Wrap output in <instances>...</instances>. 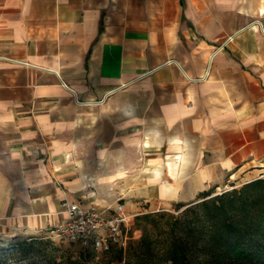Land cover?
<instances>
[{"label":"crops","instance_id":"obj_1","mask_svg":"<svg viewBox=\"0 0 264 264\" xmlns=\"http://www.w3.org/2000/svg\"><path fill=\"white\" fill-rule=\"evenodd\" d=\"M262 173L264 0H0V240Z\"/></svg>","mask_w":264,"mask_h":264},{"label":"trees","instance_id":"obj_2","mask_svg":"<svg viewBox=\"0 0 264 264\" xmlns=\"http://www.w3.org/2000/svg\"><path fill=\"white\" fill-rule=\"evenodd\" d=\"M215 191H205L178 215L167 210L138 213L133 229L141 235L126 249L99 252L44 236L18 240L10 249L32 258L31 264H110L123 259L125 264H264V176Z\"/></svg>","mask_w":264,"mask_h":264},{"label":"built area","instance_id":"obj_3","mask_svg":"<svg viewBox=\"0 0 264 264\" xmlns=\"http://www.w3.org/2000/svg\"><path fill=\"white\" fill-rule=\"evenodd\" d=\"M65 205L66 220L47 226L41 233L108 252L114 247L126 249L130 240L137 237L136 232L140 231L133 229L135 216L127 212L123 202L115 206L83 205L78 201ZM110 264H125V259Z\"/></svg>","mask_w":264,"mask_h":264},{"label":"rangeland","instance_id":"obj_4","mask_svg":"<svg viewBox=\"0 0 264 264\" xmlns=\"http://www.w3.org/2000/svg\"><path fill=\"white\" fill-rule=\"evenodd\" d=\"M264 176V173H262L261 175H259L258 177H262ZM242 185V184H241ZM240 186V185H239ZM235 187L232 185L226 186V187H222V188H216L215 193H219L228 189H231ZM186 206H183L181 208L178 207L177 204H173L171 206V208L168 209H159V210H167L169 212H172L174 214H181V212L185 209ZM141 235V231H137L136 232V236L139 237ZM32 236H44L47 237L45 234L43 233H37L34 234ZM27 238V237H24ZM22 238V239H24ZM22 239H16L14 241H7L5 239L0 240V264H31V260L32 258L30 257H25L23 255V252H18V253H13V251H11L10 247L12 246V244H14V242L18 241V240H22ZM53 240L56 243H60L62 242L60 239H54ZM3 242V243H2ZM66 244H68V241H65ZM73 249H78V246H73Z\"/></svg>","mask_w":264,"mask_h":264}]
</instances>
